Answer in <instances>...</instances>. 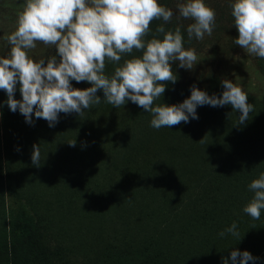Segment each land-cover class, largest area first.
<instances>
[{
	"label": "rangeland",
	"instance_id": "obj_1",
	"mask_svg": "<svg viewBox=\"0 0 264 264\" xmlns=\"http://www.w3.org/2000/svg\"><path fill=\"white\" fill-rule=\"evenodd\" d=\"M159 3L175 13L165 30L179 25L184 47L197 55L190 70L170 62L177 80L161 82L160 102H182L193 85L219 97L227 79L247 93L248 120L238 124L239 110L230 105H204L196 108L198 119L154 129L150 113L127 101L115 108L100 90V104L80 116L61 113L54 127L42 118L26 123L4 104L13 191H0V264H222L232 250L258 258L247 264H264V211L258 220L242 211L252 196L247 185L264 172V59L234 44L228 0H205L216 26L211 36L190 41L184 28L192 21L177 20V0ZM23 7L24 0H0V55ZM161 23L150 22L146 40ZM49 54L55 49L39 42L28 51L34 60ZM116 66L106 60L105 73ZM13 98L21 99L19 91ZM33 144L39 167L30 160ZM233 221L241 238L219 237Z\"/></svg>",
	"mask_w": 264,
	"mask_h": 264
},
{
	"label": "clouds",
	"instance_id": "obj_2",
	"mask_svg": "<svg viewBox=\"0 0 264 264\" xmlns=\"http://www.w3.org/2000/svg\"><path fill=\"white\" fill-rule=\"evenodd\" d=\"M228 6L238 32L234 44L264 59V0H228ZM176 11L177 20L192 21L184 28L189 41L212 35L216 13L205 0H177ZM174 15L173 9L159 0H24L15 30L3 37L10 47L6 55H0V90L6 95L0 107L6 104L9 111H18L26 123L42 118L48 127H54L59 114L80 116L82 109L100 104L96 95L100 90L103 101L115 108L127 101L150 113L149 126L154 129L198 119L196 108L204 105H230L239 110L237 123L243 125L253 105L246 103L248 95L241 85L227 79L221 80L219 97L193 85L182 102H160L166 87L161 82L177 80L170 62L189 70L197 63L195 49L184 47L181 27L165 30ZM153 20L163 23L146 40ZM38 42L54 48L55 54L32 59L28 51ZM133 50L141 55H131ZM124 56L131 58L120 63ZM106 60L117 65L111 75L105 73ZM70 81L91 86L80 90ZM16 91L19 100L13 98ZM157 100L159 104H154ZM40 156L39 145L33 144L30 160L34 166L39 167ZM247 189L252 196L242 211L258 220L264 211V172L251 180ZM226 234L241 238L235 221L217 235L222 238ZM256 259L248 251L232 250L222 264H247Z\"/></svg>",
	"mask_w": 264,
	"mask_h": 264
},
{
	"label": "trees",
	"instance_id": "obj_3",
	"mask_svg": "<svg viewBox=\"0 0 264 264\" xmlns=\"http://www.w3.org/2000/svg\"><path fill=\"white\" fill-rule=\"evenodd\" d=\"M2 121V129L0 133V191L7 190L8 192L13 191L12 189V175L13 169L11 165L10 155H9V134L5 127V120ZM41 198H36V202Z\"/></svg>",
	"mask_w": 264,
	"mask_h": 264
}]
</instances>
